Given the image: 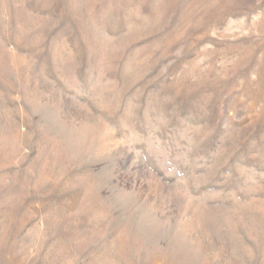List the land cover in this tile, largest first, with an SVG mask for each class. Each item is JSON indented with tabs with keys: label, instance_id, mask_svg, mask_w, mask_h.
Wrapping results in <instances>:
<instances>
[{
	"label": "rangeland",
	"instance_id": "1",
	"mask_svg": "<svg viewBox=\"0 0 264 264\" xmlns=\"http://www.w3.org/2000/svg\"><path fill=\"white\" fill-rule=\"evenodd\" d=\"M0 264H264V0H0Z\"/></svg>",
	"mask_w": 264,
	"mask_h": 264
}]
</instances>
